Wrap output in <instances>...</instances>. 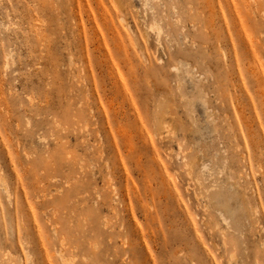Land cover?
<instances>
[{"label": "rangeland", "instance_id": "1", "mask_svg": "<svg viewBox=\"0 0 264 264\" xmlns=\"http://www.w3.org/2000/svg\"><path fill=\"white\" fill-rule=\"evenodd\" d=\"M229 254L264 264V0H0V264Z\"/></svg>", "mask_w": 264, "mask_h": 264}, {"label": "bare ground", "instance_id": "2", "mask_svg": "<svg viewBox=\"0 0 264 264\" xmlns=\"http://www.w3.org/2000/svg\"><path fill=\"white\" fill-rule=\"evenodd\" d=\"M142 55H143V53H142ZM143 57H144V55H143ZM195 74V73H194ZM192 77L194 78L195 77V75H192ZM161 106H162V102H158L157 101V104H156V109L158 110V109H160L161 108ZM154 125H155V131H156V133H157V130H156V128H158V129H164L165 128V131L166 132H171L170 131V129L168 128V125H166L165 124V122L162 120V119H160L159 117H157L156 116V118H155V123H154ZM59 254H60V250H59V252H58ZM58 254V255H59ZM60 256V255H59ZM62 256V255H61ZM60 256V257H61ZM232 256V254H229V257H228V259H227V264H232V262H231V257ZM231 257V258H230Z\"/></svg>", "mask_w": 264, "mask_h": 264}]
</instances>
